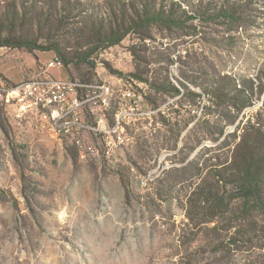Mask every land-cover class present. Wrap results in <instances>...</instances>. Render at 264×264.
<instances>
[{
  "label": "rangeland",
  "instance_id": "1",
  "mask_svg": "<svg viewBox=\"0 0 264 264\" xmlns=\"http://www.w3.org/2000/svg\"><path fill=\"white\" fill-rule=\"evenodd\" d=\"M145 1L0 0V14L13 2L20 17L23 5L31 11L36 6L41 16L52 13L42 23L28 16L25 25L17 23V34L44 48L57 42L73 55L88 50L81 28L100 20L109 24L122 5L132 14ZM233 3L246 21L234 30L203 17L190 22L193 28L153 27L148 36L132 32L120 44L101 48L91 63L50 71L54 77L114 87L108 123L122 110L127 138L110 151L93 133L87 132L78 146L57 136L40 115L19 118L14 108L0 103V264H264V215L246 218L229 187L223 195L232 202L230 210L214 221H204L210 213L191 204L200 179L197 160L206 149L209 163L216 155L229 159L234 144L229 134L239 121L264 123L263 93L254 95L253 104L220 134L225 122L201 124L217 121L201 113L211 105L207 98L159 94L130 75H168L192 92L199 91L193 83L218 72L257 81L264 75V0H184L182 6L189 13L214 12ZM4 28L0 43L12 50L0 57L1 80L38 76L57 56L53 50L6 43L13 38ZM127 88L141 95L137 103L124 102ZM159 110L170 118L169 125L161 123ZM102 112L96 108L95 118ZM87 116L94 119L90 110Z\"/></svg>",
  "mask_w": 264,
  "mask_h": 264
},
{
  "label": "trees",
  "instance_id": "2",
  "mask_svg": "<svg viewBox=\"0 0 264 264\" xmlns=\"http://www.w3.org/2000/svg\"><path fill=\"white\" fill-rule=\"evenodd\" d=\"M183 1L146 0L141 4V8L133 7L132 14L127 12L125 5H122L120 14H116L115 21H111L109 24H105L104 20L94 21L89 26H85L84 29L81 28V34L88 37V42L85 44L88 50L73 55H66L62 46L57 42H50L49 47L44 48L43 44H38L36 40L29 39L28 35L17 34V23H21L22 26L25 25L23 21L28 16H33V20L36 19L39 23L44 22L42 21L43 17L51 18L52 13L50 12L41 16L40 12L36 11V6L32 7L35 11H31L23 5L25 11L20 17V13L17 11L18 6L13 2L8 6V9L0 14V28L5 26L4 29L10 31L12 35L13 39L7 40L6 43L32 50H53L64 66H69L76 62L91 63L90 57L95 52L101 48L120 44L132 32L143 33L144 36H148L147 30L153 27H159L163 30L193 28L194 25L190 22L202 17L207 21L221 20L223 23L233 26L230 27L231 30L239 28L246 22L243 11L235 3L229 6H221L214 12H210V8H206L189 13L183 9ZM47 21L45 22L46 25ZM58 23L62 25L63 20H59ZM119 74L124 75L121 72ZM130 75L147 83L151 90L159 94L172 96L181 94L191 97L194 101L202 97L207 98L208 101H211V105H204L201 108V113H204L205 116L215 117L217 121L205 119L201 124L207 123L215 126V124L225 122L218 131L220 134H224L226 126L236 123L245 109L253 104L254 95L258 93L264 95V75L259 76L258 80L255 81L247 77H237L218 72L210 79L193 83L198 87V92L190 91L183 80L178 79L179 85H175L168 75L164 79H148L138 75V73H130ZM169 111L175 113V110L170 109ZM118 112L116 111L114 114L112 124L116 122ZM158 114L162 118L161 123L170 124V118L166 117L162 110H159ZM243 121L241 119L237 124V131L229 134L234 139V144L230 149L231 154L228 160L221 161L219 155H216L215 161L209 163L210 160L204 156L209 149H206L197 160L200 179L194 185L192 195L197 198L195 197L196 199H193L195 202L191 204H195L200 210L210 213V217L204 221H214L224 211L230 210L232 202L225 199L223 195V191L228 187L235 196L234 198L239 200V211L246 218L255 213L264 215V123L260 119L254 118H249L244 124ZM204 172H206L205 176H203ZM190 218L194 221V218ZM234 226L231 225V228Z\"/></svg>",
  "mask_w": 264,
  "mask_h": 264
},
{
  "label": "built area",
  "instance_id": "3",
  "mask_svg": "<svg viewBox=\"0 0 264 264\" xmlns=\"http://www.w3.org/2000/svg\"><path fill=\"white\" fill-rule=\"evenodd\" d=\"M12 47L0 43V57L7 55ZM63 62L58 56L46 63L43 72L38 76L9 83L0 79V103L5 105L6 94H25V101L15 102L12 105L21 103H32L39 105L40 115L45 116L48 123L56 126V134L64 139L81 146L84 143V135L87 132L93 133L101 140H107L115 133H110L109 123H103V119L95 118V109L105 110L106 91L114 89L109 83L84 82L79 79L54 77L50 71L54 68H61ZM124 102H138L141 95H137L132 89L123 91ZM9 107L11 105H5ZM94 114V119L89 120L87 111ZM106 111V110H105ZM131 115L129 116V119Z\"/></svg>",
  "mask_w": 264,
  "mask_h": 264
},
{
  "label": "bare ground",
  "instance_id": "4",
  "mask_svg": "<svg viewBox=\"0 0 264 264\" xmlns=\"http://www.w3.org/2000/svg\"><path fill=\"white\" fill-rule=\"evenodd\" d=\"M72 1H80V2H85L86 0H72ZM113 95V89H110L109 91H106L105 94V110L101 113L98 119H103V123H108V111L111 108V97ZM124 97V94H122ZM25 101V94H6L5 96V105H11L9 107L14 108L16 111V115L19 118H23L27 115L30 114H36L40 115V107L39 105L32 104V103H21L20 105H12L15 102H22ZM42 120L47 123V125L50 127V129L56 134V126L52 123H48L47 119L45 116L40 115ZM125 115L124 112L121 110L118 112L117 117H116V122L111 125H118L119 126H110V133H115L114 136H110L108 139V145H107V140H104L108 150L110 151L111 149L117 147L118 145H123L126 141V132H125ZM59 137H62L60 134H56Z\"/></svg>",
  "mask_w": 264,
  "mask_h": 264
}]
</instances>
